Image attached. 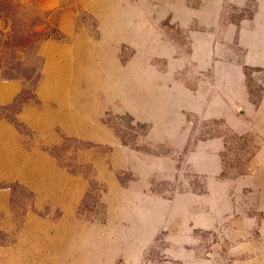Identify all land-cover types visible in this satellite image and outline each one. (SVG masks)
Returning a JSON list of instances; mask_svg holds the SVG:
<instances>
[{
	"label": "rangeland",
	"instance_id": "obj_1",
	"mask_svg": "<svg viewBox=\"0 0 264 264\" xmlns=\"http://www.w3.org/2000/svg\"><path fill=\"white\" fill-rule=\"evenodd\" d=\"M15 1L41 36L37 48L22 58L24 66L38 68L40 78L33 87L0 75V90L10 85V100L0 98V122H10L31 158L41 154L62 171L17 174L10 167V180H0V264H264V0H186L189 7L204 11V17L185 27L171 14L156 26L153 22L148 31L159 34V45L132 38L130 29L122 31L127 39L121 43L105 39L119 37L121 28L103 27L115 16L150 19L140 12L141 0H120L122 10L127 4L139 9L123 14L103 12L104 0ZM90 41L98 48L93 50L94 123L105 134H93L89 123L83 136L68 116L77 104L74 88L80 82L91 86L86 80L91 67L84 61ZM168 48L176 58H191L182 79L193 94L210 95L215 63L242 67L252 108H238L236 114L250 116L252 129L240 134L224 119L200 120L190 114V120L196 119L189 138L175 133L174 126L170 137L163 138L166 134L159 130L156 138L153 123L141 121L145 117L119 111L124 98L135 106L138 78L148 111L150 96L154 100L163 85L160 81L158 91L152 87L156 74L168 78L170 89L175 74L182 80L170 71L172 62L158 57L169 53ZM56 53H62V64L75 60L77 71L67 70L68 94L53 101L43 89L52 80L50 62ZM104 53L113 56L121 74L126 72L125 92H117L115 84V91H103V72L112 64ZM81 72L84 79L76 75ZM29 87L33 96L18 101ZM90 97L85 95L84 102ZM46 104L49 109L43 112ZM167 104L165 100V108ZM33 109L52 123L34 128ZM47 137L50 143L36 151V140ZM216 138L224 144L219 156L197 155L214 153ZM203 144L206 151L197 149ZM211 163L222 171L208 172L211 166L205 164ZM48 183L56 188L42 195L40 187ZM32 219L39 224L31 244Z\"/></svg>",
	"mask_w": 264,
	"mask_h": 264
},
{
	"label": "crops",
	"instance_id": "obj_2",
	"mask_svg": "<svg viewBox=\"0 0 264 264\" xmlns=\"http://www.w3.org/2000/svg\"><path fill=\"white\" fill-rule=\"evenodd\" d=\"M104 6L102 8V11L105 13H135L136 11H139L138 7H134V5L127 4L126 10H122V4L120 0H104ZM97 3V2H96ZM121 4V5H120ZM140 5H143V10L140 12H144L147 15L150 16V21H152V24H148V16L140 18H129L127 15L123 19L122 16H115L116 20L112 21V26H106L104 25V28H121L120 34H118V38L111 37V38H105L108 39V42L112 43H121V40H124L127 37L126 31L124 32L125 37L123 36V30L130 29L132 32L131 35L132 38H138V40H143V43L150 45L155 44H161L159 34L153 32V30L148 31L149 29L153 28L154 26L158 25V22L163 21L164 19L168 18L170 14L174 16V19L176 22H179L182 27H185L187 25H190L194 19H200L201 17H204L202 13H205L202 10L194 9L192 7L188 6V3L186 0H141ZM212 8V7H211ZM210 8V9H211ZM141 9V8H140ZM99 12V11H98ZM102 12V13H103ZM143 14V13H140ZM103 16V14H102ZM101 16V17H102ZM133 17V16H132ZM111 18V17H110ZM127 18V19H126ZM105 19H102V24ZM114 21V23H113ZM154 22V23H153ZM154 29V28H153ZM203 34L201 33H195L194 37H201ZM119 39V40H118ZM127 39V38H126ZM150 40V41H149ZM89 41V40H87ZM91 42V41H90ZM88 44V52H86L85 56L86 59L84 61H87L88 67H91V70L87 71V78L88 83L90 82L91 86L86 88V83L80 82V85L75 87V95H76V106L70 108L69 116L70 120H72V123L74 124L75 128L74 131L81 132L82 135L88 134V131L86 130L85 126L90 123L92 130V133L102 134L104 131L100 128V126H97L94 123V116L96 108L92 106V101L95 99L94 93V81L96 78V73H94L93 67H94V61L96 59L95 55L93 54V50L95 51L98 49L92 42L85 43ZM169 53H165L161 57L162 59L167 60L171 63V72L174 73L177 72L179 75H181V79L185 76L183 75L184 72H186L187 64L186 61H190L191 58H186L183 56L182 58L175 57V54L173 53L172 49L168 48ZM62 52V50H61ZM197 55V54H196ZM58 57V60H57ZM63 55L62 53L60 56L58 53H56L54 59L50 62V70H49V77L48 79H52L50 82H48L43 92L50 94L52 97L51 100L55 101V98H61L62 95L68 94V89L64 86H68V79H69V73L68 71H71L72 73H76L77 66L76 61L70 60L69 62L66 61L65 64L61 63V60ZM112 57V64H107V69L103 72L104 80L102 81L103 84L106 86L104 92H113L116 91L120 92L119 90L126 91L127 84H126V72H122L121 69L115 65L113 56L110 55V53H104L103 58L109 60ZM78 59V58H77ZM65 65V66H64ZM106 65V64H105ZM69 66V68H68ZM177 66H182L181 70L177 69ZM200 71H202L203 66H206L205 61L200 62ZM212 70V81H211V93L208 95V93L204 92H198V94H193L191 92L190 88L188 87V83L185 80H177L176 74L172 78V89H170V82L168 78L166 79L162 75H155L154 81H152V87L155 86V89L157 87L159 88V82L161 81L163 83L162 88H159V93L156 95V98L153 100V96H150L151 100V108L150 111H148V108L146 107L145 101L147 100V97H144V91L142 90L143 82L140 78L136 81V87H138L140 90L135 89V96L133 98V101L135 106H132V104H129L128 100L124 98L122 106H119V111L122 110H129L133 112L136 117H140L142 122H151L154 125V129L152 130V136L158 138L157 134H160L165 137H170L168 134L171 132V127L174 126V132L181 134V137L183 138H189L190 132H191V123H193L196 119V117H193L190 120V114L196 115L200 120H213V119H224L226 120V123L230 128H232L235 132L244 134L249 132L252 129V119L250 116L246 117H238L237 109L243 108V109H251L252 104L250 103L249 99V89L247 85V78L244 73V70L239 65L233 63H215V67ZM76 75L81 76L82 79H84V73L81 72V74L77 73ZM183 75V76H182ZM158 80H157V79ZM166 80V81H165ZM54 81V82H53ZM168 82V83H167ZM67 84V85H65ZM85 85L83 89H79L80 86ZM115 84V86H114ZM165 84V86H164ZM167 89V91H166ZM74 93V91H73ZM148 93V92H147ZM139 94V95H138ZM141 94V95H140ZM152 94V92H151ZM166 94V96H165ZM211 94H214L213 97ZM70 95L73 96L71 93ZM69 95V96H70ZM87 95L90 97V99H87L84 102V96ZM49 97V98H51ZM0 98L6 101L10 100V85L4 86L0 90ZM71 98V97H70ZM75 100V99H73ZM165 100L167 101L166 108ZM58 101V100H57ZM96 101V100H95ZM138 102V103H137ZM144 102V103H143ZM162 102V106H159V103ZM174 103L173 106L170 105V103ZM137 103V104H136ZM71 105V106H72ZM43 112L48 108V104H46L44 107ZM73 109V110H71ZM34 111H31L32 117H34V121L31 120L30 124L38 129L42 130L45 129L46 123L51 124L52 118L45 119L40 110L33 109ZM30 111V110H29ZM149 112V115H148ZM156 112V113H155ZM172 115H175V118H172ZM151 116V117H150ZM248 117L250 119H248ZM160 126H164L163 128ZM156 128V130H155ZM161 128V129H160ZM160 130V131H159ZM105 134V132H104ZM48 137L44 139V141L36 140L38 145L34 148L37 150L40 149L42 145H46ZM50 140V138H49ZM55 141V140H50ZM213 147L211 150H213L214 153H206V152H200L197 155L199 156H213L217 157L219 156V151L223 149V139H213L212 142ZM197 149H203L206 151L207 145L203 144L202 146H198ZM24 146H22V143L20 142L18 138L17 131L13 128L12 125H10V122L8 121H2L0 122V180H10V167L14 168V170H19L16 172L17 174H24V172H31L36 171H59L55 168L56 165H54L53 162H49L45 156H41V154H38V158H31V153L24 151ZM13 153V155H11ZM18 153V154H17ZM264 154V153H263ZM12 156V157H10ZM40 158V160H39ZM217 162V161H215ZM211 166L208 168V172L213 171L215 174H218L221 172V165H218L217 163L214 165L211 164H205V166ZM24 171V172H22ZM41 194L44 195L46 193H51L56 186L55 183H48L44 186L40 187ZM58 199V198H57ZM56 199V200H57ZM34 223L30 224L29 229L32 231V233L29 235L30 238H33L31 244L33 242H36L35 240V234L34 230H37V225L39 224L38 221L33 220ZM64 237L65 234H61Z\"/></svg>",
	"mask_w": 264,
	"mask_h": 264
},
{
	"label": "trees",
	"instance_id": "obj_3",
	"mask_svg": "<svg viewBox=\"0 0 264 264\" xmlns=\"http://www.w3.org/2000/svg\"><path fill=\"white\" fill-rule=\"evenodd\" d=\"M36 28V23L28 24L27 13L20 2L0 0V75L5 79L20 78L26 86L35 87L40 78L39 70L24 66L22 58L40 42ZM32 96L33 90L29 87L17 100L25 102Z\"/></svg>",
	"mask_w": 264,
	"mask_h": 264
}]
</instances>
